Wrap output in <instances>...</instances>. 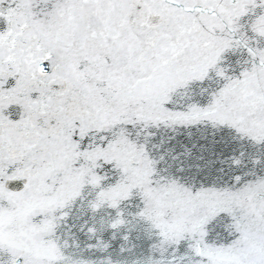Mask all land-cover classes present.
<instances>
[{
    "label": "snow or ice",
    "instance_id": "snow-or-ice-1",
    "mask_svg": "<svg viewBox=\"0 0 264 264\" xmlns=\"http://www.w3.org/2000/svg\"><path fill=\"white\" fill-rule=\"evenodd\" d=\"M0 264H264V0H0Z\"/></svg>",
    "mask_w": 264,
    "mask_h": 264
}]
</instances>
